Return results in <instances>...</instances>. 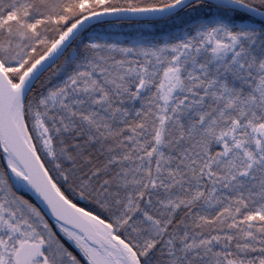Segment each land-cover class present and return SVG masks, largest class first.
<instances>
[{"label": "snow or ice", "instance_id": "obj_1", "mask_svg": "<svg viewBox=\"0 0 264 264\" xmlns=\"http://www.w3.org/2000/svg\"><path fill=\"white\" fill-rule=\"evenodd\" d=\"M0 264H264V0H0Z\"/></svg>", "mask_w": 264, "mask_h": 264}]
</instances>
